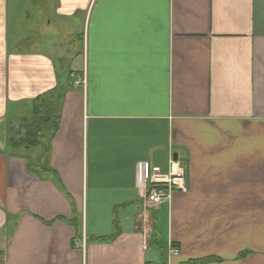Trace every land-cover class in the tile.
Instances as JSON below:
<instances>
[{"label": "crops", "instance_id": "obj_1", "mask_svg": "<svg viewBox=\"0 0 264 264\" xmlns=\"http://www.w3.org/2000/svg\"><path fill=\"white\" fill-rule=\"evenodd\" d=\"M24 1L0 0V264H264V0ZM45 95L49 151L11 152ZM175 155L186 190L147 205Z\"/></svg>", "mask_w": 264, "mask_h": 264}, {"label": "trees", "instance_id": "obj_2", "mask_svg": "<svg viewBox=\"0 0 264 264\" xmlns=\"http://www.w3.org/2000/svg\"><path fill=\"white\" fill-rule=\"evenodd\" d=\"M25 121L22 127V121ZM60 122V113L54 98L48 95L38 97L33 100L32 109L29 117L22 119L18 123L16 139H12L11 152L19 153L22 149H34L43 147L45 153L49 151L52 139L56 135ZM28 169L33 170L32 164ZM114 232L111 236L102 238L103 241H113L118 237V221L114 219ZM153 228L156 233V241L159 238L156 228V216H153ZM210 259L192 260L184 264H206Z\"/></svg>", "mask_w": 264, "mask_h": 264}, {"label": "built area", "instance_id": "obj_3", "mask_svg": "<svg viewBox=\"0 0 264 264\" xmlns=\"http://www.w3.org/2000/svg\"><path fill=\"white\" fill-rule=\"evenodd\" d=\"M73 85L76 88L87 85L86 77H74ZM146 195L145 203L147 205H159L167 202L171 194L175 191H185L187 188L186 169L182 162L174 160V156L169 158L167 170H163L159 166H151L146 174ZM80 247L85 248V239L79 242ZM174 254H178V249H172Z\"/></svg>", "mask_w": 264, "mask_h": 264}, {"label": "rangeland", "instance_id": "obj_4", "mask_svg": "<svg viewBox=\"0 0 264 264\" xmlns=\"http://www.w3.org/2000/svg\"><path fill=\"white\" fill-rule=\"evenodd\" d=\"M21 5H24L22 6V9L24 10L26 8V6H29L30 7V10L32 12H35L36 9L32 6V5H26L28 4V1H24V2H19L17 3V6H20ZM46 7L45 9L47 10L46 13L47 14H54L55 11H54V8H53V3L51 0H48V2L46 3ZM42 21V20H41ZM39 21L33 19V18H30L29 20V23H28V26L22 30V38L25 37L26 35L30 38H32L34 41H36V44H30V45H23V48H29L31 50H41L43 51L44 53L46 54H50V56L53 55V57L55 58H58V54L62 53L63 51H57V54L54 53V51H51L49 48H48V44H50V42L52 41L51 38H54V37H62V35H58L57 32H58V28L57 27H48V26H45V27H40L39 23H37ZM35 23V24H34ZM32 24H34L32 26ZM36 29L37 32H34L33 30ZM28 32V33H26ZM56 62V68H57V71L58 73L60 74H63V75H66L68 73V69H70V57L67 56L65 59H63V61H55ZM22 127H24V124H25V121L23 120L22 121ZM14 127L16 128V125H14ZM14 131L16 132L17 131V128L14 129ZM153 214V213H152Z\"/></svg>", "mask_w": 264, "mask_h": 264}, {"label": "water", "instance_id": "obj_5", "mask_svg": "<svg viewBox=\"0 0 264 264\" xmlns=\"http://www.w3.org/2000/svg\"><path fill=\"white\" fill-rule=\"evenodd\" d=\"M174 160H178V157H177V155H175V156H174Z\"/></svg>", "mask_w": 264, "mask_h": 264}]
</instances>
